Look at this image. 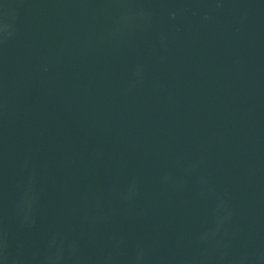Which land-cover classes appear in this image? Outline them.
Masks as SVG:
<instances>
[{
  "label": "water",
  "instance_id": "95a60500",
  "mask_svg": "<svg viewBox=\"0 0 264 264\" xmlns=\"http://www.w3.org/2000/svg\"><path fill=\"white\" fill-rule=\"evenodd\" d=\"M0 264H264V0H0Z\"/></svg>",
  "mask_w": 264,
  "mask_h": 264
}]
</instances>
